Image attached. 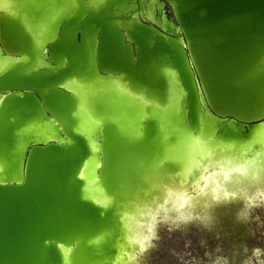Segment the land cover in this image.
I'll list each match as a JSON object with an SVG mask.
<instances>
[{
  "label": "bare ground",
  "instance_id": "1",
  "mask_svg": "<svg viewBox=\"0 0 264 264\" xmlns=\"http://www.w3.org/2000/svg\"><path fill=\"white\" fill-rule=\"evenodd\" d=\"M0 13L29 36L19 54L0 44V77L44 76L49 95L71 98L52 106L46 87L42 98L0 93V184H23L29 146L45 144L34 151L52 160L45 194L64 216L50 215L47 247L26 264H142L159 223L212 226L229 211L241 221L264 204V120L245 125L210 110L164 0H0ZM96 34L115 52L103 71ZM238 164L245 171L225 179ZM199 173L207 179L193 182Z\"/></svg>",
  "mask_w": 264,
  "mask_h": 264
},
{
  "label": "water",
  "instance_id": "2",
  "mask_svg": "<svg viewBox=\"0 0 264 264\" xmlns=\"http://www.w3.org/2000/svg\"><path fill=\"white\" fill-rule=\"evenodd\" d=\"M164 1L170 7L171 18L179 26L184 50L195 72L198 92H202L210 110L221 119L235 118L245 125L263 121L264 75L258 76L256 69H259L258 62L264 53V0ZM4 17L0 13V44L4 52L19 54L17 50L27 47L29 36L23 30H15L12 21ZM78 35L77 43L82 38ZM96 36V60L103 71L105 67L114 65L115 52L110 48L106 52L107 44L101 43L102 35ZM52 49L57 50L55 44L48 49L53 57ZM44 78L1 76L0 93L34 91L37 97L42 98L39 91L46 87L47 97L54 90L48 85L52 79ZM62 95L60 99L49 95L47 103L65 106L71 98L66 90ZM103 131L104 142H107L109 134L106 129ZM47 143L52 147L60 145L72 154L73 149L63 146L62 142L50 140ZM44 145L36 142L29 146L23 161V184H0V264H26L29 259L36 263L39 260L37 251L46 246L45 239L52 235L48 227L51 224L46 225L48 218L52 215L55 221L64 219L56 203L59 199L52 198V193L48 197L45 194V185L48 191L52 188L50 178L46 179L47 174L51 176L52 160L47 162L44 155L34 152ZM34 173L39 174L43 182L31 183ZM50 199L51 205L47 206ZM51 250L54 251L53 248Z\"/></svg>",
  "mask_w": 264,
  "mask_h": 264
},
{
  "label": "rangeland",
  "instance_id": "3",
  "mask_svg": "<svg viewBox=\"0 0 264 264\" xmlns=\"http://www.w3.org/2000/svg\"><path fill=\"white\" fill-rule=\"evenodd\" d=\"M232 213L212 226L159 223L142 264H264V204L241 221L232 222Z\"/></svg>",
  "mask_w": 264,
  "mask_h": 264
},
{
  "label": "snow or ice",
  "instance_id": "4",
  "mask_svg": "<svg viewBox=\"0 0 264 264\" xmlns=\"http://www.w3.org/2000/svg\"><path fill=\"white\" fill-rule=\"evenodd\" d=\"M209 155H211V153H209ZM217 163H221V164H222L223 162H221V161H217ZM189 171H191V169H189ZM230 171H231V172H244L245 169H244V166H243V165L238 164L237 166H235V167H233V168H231V169H229V170H224V171H223V176H224L225 179L228 178V176H229V172H230ZM199 179H204V180H206L207 177L203 176V173H199V175H198V179H197V180H194L193 182H198ZM205 186H206V185H205ZM164 187H165L166 190L169 191V194H171V189L169 188V186H168L167 184H165ZM224 195L227 196V195H228V192L225 191V192H224ZM213 198L215 199V197H213ZM185 199H186V197H185ZM165 203H167V201H165Z\"/></svg>",
  "mask_w": 264,
  "mask_h": 264
},
{
  "label": "flooded vegetation",
  "instance_id": "5",
  "mask_svg": "<svg viewBox=\"0 0 264 264\" xmlns=\"http://www.w3.org/2000/svg\"><path fill=\"white\" fill-rule=\"evenodd\" d=\"M168 13V12H167Z\"/></svg>",
  "mask_w": 264,
  "mask_h": 264
}]
</instances>
